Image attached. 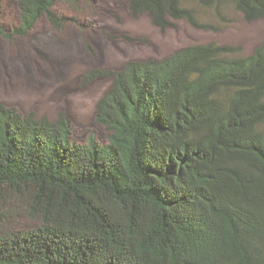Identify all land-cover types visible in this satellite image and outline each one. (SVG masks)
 <instances>
[{
	"label": "trees",
	"instance_id": "1",
	"mask_svg": "<svg viewBox=\"0 0 264 264\" xmlns=\"http://www.w3.org/2000/svg\"><path fill=\"white\" fill-rule=\"evenodd\" d=\"M0 36L27 37L60 2L17 0ZM161 30L183 21L218 33L264 19V0H130ZM211 12L214 21L203 19ZM132 41V38H126ZM113 79L95 121L74 140L51 120L0 104V264H264V43L252 54L209 43L162 59L89 72ZM25 218V230L9 220ZM14 222V221H13ZM30 222V223H29Z\"/></svg>",
	"mask_w": 264,
	"mask_h": 264
},
{
	"label": "rangeland",
	"instance_id": "2",
	"mask_svg": "<svg viewBox=\"0 0 264 264\" xmlns=\"http://www.w3.org/2000/svg\"><path fill=\"white\" fill-rule=\"evenodd\" d=\"M129 3L60 2L54 11L67 17L62 31L44 17L27 37L10 40L0 36V104L51 120L64 112L73 124L75 141L85 143L95 132L106 142L108 133L97 124L95 115L113 79L99 77L86 86L83 77L89 72H115L131 61L162 59L192 45H232L249 55L264 43V19L248 22L231 12L233 22L218 33L195 30L183 21L161 30L150 14L135 17ZM0 7L1 21L10 32L18 22V2L0 0ZM200 13L206 21L215 22L211 12ZM10 223L12 229L25 230L28 222L19 217Z\"/></svg>",
	"mask_w": 264,
	"mask_h": 264
},
{
	"label": "flooded vegetation",
	"instance_id": "3",
	"mask_svg": "<svg viewBox=\"0 0 264 264\" xmlns=\"http://www.w3.org/2000/svg\"><path fill=\"white\" fill-rule=\"evenodd\" d=\"M100 65H101V64H100ZM100 65H99V66H100Z\"/></svg>",
	"mask_w": 264,
	"mask_h": 264
}]
</instances>
